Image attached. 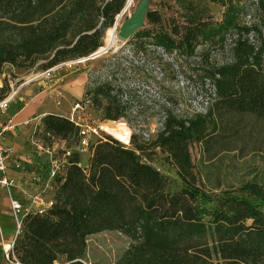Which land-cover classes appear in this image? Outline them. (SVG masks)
I'll list each match as a JSON object with an SVG mask.
<instances>
[{
    "label": "trees",
    "instance_id": "16d2710c",
    "mask_svg": "<svg viewBox=\"0 0 264 264\" xmlns=\"http://www.w3.org/2000/svg\"><path fill=\"white\" fill-rule=\"evenodd\" d=\"M223 1L227 9L220 18L192 0H186L180 17L167 20L150 9L147 25L131 37L208 60L211 47L224 44L230 31L249 30L240 21L245 0ZM125 3L0 0V72L5 64L29 69L38 62L44 68L94 52ZM258 7L264 12V0ZM233 52L229 62L200 68L201 75L213 79L217 108L264 117V43L256 49L238 37ZM99 75L87 82L84 95L105 118H119L126 109L117 98L122 83ZM8 90L4 80L0 97ZM210 119L208 112L190 118L169 114L164 120L155 145L167 152L182 179L172 190L166 175L144 158L137 134L132 146L111 134L91 141L84 164L73 148L56 177L54 203L23 216L13 244L18 257L28 264H84L87 236L115 229L131 238L121 257L125 264H264V183L248 180L218 193L200 184L189 142L204 138ZM41 125L65 141H77V126L67 115L47 112Z\"/></svg>",
    "mask_w": 264,
    "mask_h": 264
},
{
    "label": "rangeland",
    "instance_id": "374dc122",
    "mask_svg": "<svg viewBox=\"0 0 264 264\" xmlns=\"http://www.w3.org/2000/svg\"><path fill=\"white\" fill-rule=\"evenodd\" d=\"M139 1L127 0L117 24L106 29L101 47L113 45L101 56L84 62L97 61L91 73L96 69L110 70L113 78L117 77V83H122V86H126L123 88L130 92V99L122 101L117 97L126 108L122 116L116 119L105 118L102 110L97 108H94V116L103 120L106 130L112 133H128L127 127L132 129L144 146L143 154L161 168L167 177L166 188L172 190L182 185V179L167 152L155 148V139L162 121L169 114L190 118L197 113L210 112L211 119L204 138L189 142L200 184L207 192L218 193L226 188L239 187L248 180L264 183V117L250 112L217 108L213 79L201 75L200 69L212 68L232 60L238 37L247 38L256 49L264 43V12L259 10L258 0H245L246 9L240 21L249 30L230 31L224 44L211 47L208 60L197 55H184L177 50L169 52L147 38H143V41L137 37L118 40L120 23L135 10ZM192 1L216 18L222 17L227 9V2L223 0ZM146 2L150 9H158L167 20L171 16L180 17L186 0ZM114 52L116 56H112ZM31 69L23 73L8 67L2 68L0 85L5 80L10 88L16 86L27 77ZM91 78L98 80L101 76L94 75ZM146 133L152 138L145 139ZM66 144L77 149L75 141L67 139L64 141ZM78 151L80 162L84 164L89 150ZM130 242L128 235L115 229L88 235V254H84L83 258L89 261L88 264H125L121 257Z\"/></svg>",
    "mask_w": 264,
    "mask_h": 264
},
{
    "label": "built area",
    "instance_id": "2783aa9c",
    "mask_svg": "<svg viewBox=\"0 0 264 264\" xmlns=\"http://www.w3.org/2000/svg\"><path fill=\"white\" fill-rule=\"evenodd\" d=\"M106 51L98 53V51L95 50L88 55L61 60L44 68H38V62H36L27 77L20 81V83L16 86H11V88L9 87L6 94L0 97V188H5L7 191L9 206L15 224L12 238L2 245L4 256L3 264H28L22 261L13 249L14 240L23 226V216L29 212L42 213L54 203L56 177L61 175L64 171L68 155L73 149V147L64 145L65 139L54 135L42 127L41 115L25 119L24 123L31 125L28 136L29 142L38 154L45 156L47 166L43 174L38 172L29 173L34 182L32 189L28 190L24 187H19V195H14L12 193V187L15 186L17 182L15 178L10 177L7 174V159L13 153L14 149L12 145L4 144L2 142L5 132L13 130L16 126V122L13 118L5 115L8 104L17 94L19 87L23 83L36 80L38 78L50 77L55 70L60 69L63 66L71 67L82 64L88 59L101 56ZM99 73H102V77L109 79L113 78V74L110 70L99 71V69H96L94 73L90 74L89 80L93 79L91 77L94 75H99ZM118 97L122 101L130 99L129 90H127V88H123L122 93L119 94ZM93 113V102H91V98L87 95L74 100L70 106L67 116L77 126L76 148L78 150H88V146L91 141L104 137L107 132L124 144L129 146L133 145L132 137L134 132L132 129L130 130V128L126 126L128 128V139L124 140L116 136L114 133L106 130L104 127L105 122L100 118L95 117ZM163 128L164 121H162L160 131ZM145 135H147L145 138L147 140L152 138L149 133H146ZM155 148L161 151L159 145H155ZM144 158L149 160L146 156ZM15 166H19V163H16ZM155 166L161 171L159 166ZM51 264H68V262L66 260H55Z\"/></svg>",
    "mask_w": 264,
    "mask_h": 264
},
{
    "label": "crops",
    "instance_id": "0c3cea01",
    "mask_svg": "<svg viewBox=\"0 0 264 264\" xmlns=\"http://www.w3.org/2000/svg\"><path fill=\"white\" fill-rule=\"evenodd\" d=\"M94 61L71 67L63 66L55 70L50 77L27 81L19 87L17 94L10 100L5 115L12 117L16 126L13 130L5 132L2 142L12 145L14 149L7 159V174L17 182L12 187L14 195H19V187L32 189L34 182L29 173L43 174L47 166L45 156L37 154L30 144L28 136L31 125L25 124L24 120L37 115L42 116L47 112L66 116L72 102L84 96L86 84L97 62ZM4 67L23 73L30 70L11 64H5ZM16 163H19V166H15ZM14 226L7 191L5 188H0V264H3L4 260L2 245L12 238ZM86 253L88 254L87 244ZM83 261L85 264L89 263L84 258Z\"/></svg>",
    "mask_w": 264,
    "mask_h": 264
},
{
    "label": "water",
    "instance_id": "95a60500",
    "mask_svg": "<svg viewBox=\"0 0 264 264\" xmlns=\"http://www.w3.org/2000/svg\"><path fill=\"white\" fill-rule=\"evenodd\" d=\"M146 1L147 0L139 1L135 7V10L130 15H127L124 18V20L122 21L120 25V29H119L120 39H124L125 41L128 40L139 28L145 25L147 14L150 10ZM126 3H127V0H126ZM123 9L116 15L114 24L117 23L118 17L120 16ZM112 45L113 44L108 45L106 48L99 47L97 51L98 53H101L103 51L108 50Z\"/></svg>",
    "mask_w": 264,
    "mask_h": 264
},
{
    "label": "bare ground",
    "instance_id": "6f19581e",
    "mask_svg": "<svg viewBox=\"0 0 264 264\" xmlns=\"http://www.w3.org/2000/svg\"><path fill=\"white\" fill-rule=\"evenodd\" d=\"M126 4H127V3H126ZM125 6H126V5H125ZM123 11H124V9H123ZM123 11L121 12L120 16L118 17V20L120 19L121 15L123 14ZM118 20H117V22H118ZM116 24H117V23H116ZM116 24H114V25H116ZM120 25H121V23H120ZM120 25H119V29H120ZM118 33H119V32H118ZM118 40H119V34H118ZM109 42H110V39L107 40V44H109ZM114 134H115L116 136H118V137L124 139V140H127V139H128V133H125V132H123V131H119V132L114 133Z\"/></svg>",
    "mask_w": 264,
    "mask_h": 264
}]
</instances>
